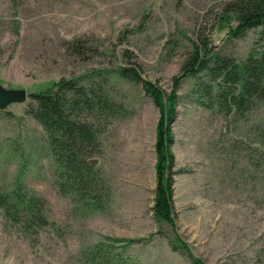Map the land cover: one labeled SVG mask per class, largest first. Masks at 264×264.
Wrapping results in <instances>:
<instances>
[{
	"label": "rangeland",
	"instance_id": "1",
	"mask_svg": "<svg viewBox=\"0 0 264 264\" xmlns=\"http://www.w3.org/2000/svg\"><path fill=\"white\" fill-rule=\"evenodd\" d=\"M231 1L0 0V85L29 95L75 79L120 111L90 117L101 143L96 170L111 190L103 212L59 191L29 99L0 111V193L38 197L49 223L26 230L0 208V264H88L96 245L129 242L135 264H194L189 254L202 264H264V103L243 117L227 113L210 74L187 71L205 47L244 61L257 46L260 29L233 39L221 24ZM144 81L164 101L176 91L166 173L173 225L153 212L160 110Z\"/></svg>",
	"mask_w": 264,
	"mask_h": 264
},
{
	"label": "trees",
	"instance_id": "2",
	"mask_svg": "<svg viewBox=\"0 0 264 264\" xmlns=\"http://www.w3.org/2000/svg\"><path fill=\"white\" fill-rule=\"evenodd\" d=\"M221 24L228 27L229 36L233 39H241L250 30L260 29L257 46L244 61L213 56L205 47V59L199 61L197 50L195 59L198 64L191 63L187 71L209 73L217 83V104L227 113L243 117L264 103V0L228 2ZM134 78H139L138 73L134 72ZM144 88L160 110L155 144L157 187L153 212L159 221L173 225L171 176L167 177L166 173L171 166L170 123L175 113L176 91L174 89L164 101L160 89L151 82L144 81ZM28 99V114L47 133L49 148L58 166L59 191L91 212H103L111 201V190L96 170L95 156L100 152L101 143L99 131L90 117L105 113L115 118L120 114L119 107L94 88L82 86L75 79H62L41 92L29 94ZM261 132L260 138L264 143V128ZM0 208L8 218L23 224L26 230L49 225L43 201L36 196L12 198L0 193ZM20 214L24 215V221H19ZM130 244L132 242L122 245L117 251L114 244L100 243L90 251L88 264H135L125 253ZM189 257L194 264H202L192 255Z\"/></svg>",
	"mask_w": 264,
	"mask_h": 264
},
{
	"label": "water",
	"instance_id": "3",
	"mask_svg": "<svg viewBox=\"0 0 264 264\" xmlns=\"http://www.w3.org/2000/svg\"><path fill=\"white\" fill-rule=\"evenodd\" d=\"M29 95L24 90H12L0 85V111H5L14 104L27 102Z\"/></svg>",
	"mask_w": 264,
	"mask_h": 264
}]
</instances>
